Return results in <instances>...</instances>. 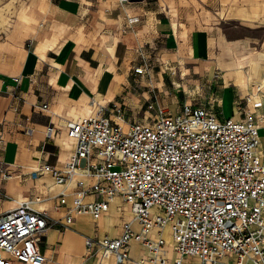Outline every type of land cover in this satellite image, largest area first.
<instances>
[{
	"label": "crops",
	"instance_id": "1",
	"mask_svg": "<svg viewBox=\"0 0 264 264\" xmlns=\"http://www.w3.org/2000/svg\"><path fill=\"white\" fill-rule=\"evenodd\" d=\"M0 1H3L0 132L4 140L0 147V215L14 210L24 201L33 202L35 210L47 213L51 226L41 245L47 264H116L113 257L101 260L100 255L91 256L86 240L120 236L124 223L133 218L122 199L116 198L99 221L89 215H75L73 224L63 229L53 222L64 220L68 212V206L60 205L64 188L57 186L49 175L32 179L29 174L40 164L62 168L75 149L67 136L68 122L92 117L100 108H105L106 114L114 120L118 112L123 113L126 124L157 120L161 109L172 114L163 101L153 100L150 92L138 90L150 87L138 79L149 77V70V75L135 74L139 66H148L149 45L157 48L159 44H166L163 52L170 47L177 60L182 57L185 61L203 62L219 58L223 70L218 79L225 84L221 87L226 89L234 81L236 87L245 90L241 101L252 98L247 110H232L235 99L228 90L224 99L213 92L217 83L214 84L216 71L212 67L207 82L210 99L185 102L177 106V114L185 104L206 105L220 120H240L253 105L251 111L264 116V85H247L244 75L245 69L253 65L254 76L259 78L256 62H236L232 78L228 73L235 69L225 68L224 56L217 58L216 53L209 54L211 43H217L222 33L221 23L239 24L264 32V0ZM139 58L141 63L132 73L131 61ZM257 58L264 61V37ZM256 98L258 100H254ZM223 101L225 108L221 111ZM257 101L262 102L263 107L256 110ZM143 106L147 108L146 113L139 117ZM49 127L58 131L51 139L46 135ZM260 138L259 155L264 160V123ZM4 173L12 174V178L3 180ZM74 189L75 185L67 193L72 195ZM94 199H101V196L91 195L87 201ZM116 201L117 208L113 206ZM111 209H116V219ZM108 216L114 223H110ZM105 220L109 226L105 225ZM167 239L171 258H174L173 245L170 238ZM130 257L137 261L149 258V253L133 242Z\"/></svg>",
	"mask_w": 264,
	"mask_h": 264
},
{
	"label": "built area",
	"instance_id": "2",
	"mask_svg": "<svg viewBox=\"0 0 264 264\" xmlns=\"http://www.w3.org/2000/svg\"><path fill=\"white\" fill-rule=\"evenodd\" d=\"M135 74L149 75L148 66H139ZM262 107L260 102L254 109ZM263 123L264 116L251 110L240 120H220L206 105L185 104L176 116L161 109L157 120L126 124L123 113L114 120L100 108L92 117L68 122L67 136L75 149L62 168L40 164L29 176L49 175L64 188L60 205L68 206V212L64 220L53 222L63 229L75 215L99 221L116 197L130 207L133 218L119 237L87 238L89 254L101 260L264 264ZM57 132L49 127L47 138ZM3 142L0 132V147ZM11 178L2 174L3 180ZM74 185L69 202L67 191ZM91 195L101 199L87 201ZM32 203L21 202L0 215V264L48 263L41 245L51 225L47 213ZM133 242L149 258L132 261Z\"/></svg>",
	"mask_w": 264,
	"mask_h": 264
},
{
	"label": "rangeland",
	"instance_id": "3",
	"mask_svg": "<svg viewBox=\"0 0 264 264\" xmlns=\"http://www.w3.org/2000/svg\"><path fill=\"white\" fill-rule=\"evenodd\" d=\"M3 1H0V22L3 18ZM222 33L217 37V43H211L209 54L216 53V56L223 55L226 61V69H235L230 70L228 74L232 78L235 77L236 73V62L242 60H252L256 62L258 77L254 76V71L252 69L253 65H250L245 69V78L246 83L252 85L262 84L264 85L262 79L264 78V61L259 60L258 52L262 51V40L264 37L263 31H254L246 26L239 24H227L221 23ZM220 40L222 42H220ZM150 46V45H149ZM147 50V61H148V70L150 71V76L145 77L144 79L138 78L140 81H144V84H149V89H138L140 92L147 91L150 92L153 100L156 98L160 101H163L165 106H168L172 111L174 116L177 115V106L185 102H193L195 99L199 100H209L211 95L207 90V82L211 73V68L214 67L216 71V78L214 79L215 89L213 88L214 94L224 99L225 93L228 92L233 95L235 99V105L232 110L245 109L247 110V100L241 101L240 98L244 96V91L234 85V81L230 84L231 86L223 89L221 86H225L223 80L218 79L221 76L223 68L219 64V58L216 61L210 60H200L190 61V60H181L175 59L172 54L174 51L170 50L169 47L167 52H163V48L166 49V44H159L156 47H149ZM208 62V63H207ZM139 60L133 59L131 61V72L133 73L134 68L140 65ZM185 63H187L186 66ZM215 63V64H214ZM183 66L185 68H183ZM187 69V70H186ZM137 79V77H135ZM262 81V82H261ZM179 83V84H178ZM252 83V84H251ZM253 84V85H254ZM141 85V84H140ZM180 85L178 88L177 86ZM187 86V88H186ZM156 96V97H155ZM239 103V105H237ZM225 104L223 101V106L220 107V110L223 111ZM250 109L253 111V105L250 106ZM146 106H143L139 111V117H143L146 113ZM227 112V111H226ZM124 211V209H123ZM125 215H122L121 218H124ZM134 254H138L137 250L134 251Z\"/></svg>",
	"mask_w": 264,
	"mask_h": 264
},
{
	"label": "bare ground",
	"instance_id": "4",
	"mask_svg": "<svg viewBox=\"0 0 264 264\" xmlns=\"http://www.w3.org/2000/svg\"><path fill=\"white\" fill-rule=\"evenodd\" d=\"M207 63H208V62H207ZM178 84H179V83H178ZM247 85H248V84H247ZM177 87L179 88L180 85H178ZM186 88H187V86H186ZM245 88H246V86H245ZM257 88H258V87H257ZM247 89H248V88H247ZM256 90H257V89H256ZM244 92H245V90H244ZM248 94H250V93H248ZM256 94H257V93H256ZM254 95H255V94H254ZM259 95H260V94H259ZM248 96H249V95H248ZM251 99H252V98H251ZM251 99L249 98L250 102H251ZM259 99H260V98H259ZM254 100H258V98L254 99ZM252 102H253V101H252ZM257 102H258V101H257ZM258 103H260V102H258ZM122 121H123V120H122ZM122 121H121V122H122ZM116 198H118V197H116ZM116 198H114L113 201H114V200H117ZM119 199H120V198H119ZM113 201H112V202H113ZM114 203H115V202H114ZM114 203H113V206H114L115 208H117V207H118L117 204L120 203V202H119V200H118V203H117V201H116L115 205H114ZM116 205H117V207H116ZM119 206H120V205H119ZM128 207H129V206H128ZM112 208H113V207H112ZM129 208H130V207H129ZM115 210H116V209H115ZM115 210H114V211H115ZM112 211H113V209H111L110 213H114V214H113V216H114L115 213H117V211H115V212H114V211L112 212ZM130 211H131V209H130ZM130 211H128V213H129ZM128 213H127V214H128ZM119 215H120V214H118V216H119ZM120 216H121V215H120ZM120 216H119V217H120ZM108 217H110V216H108ZM111 217H112V215H111ZM111 217H110V218H111ZM110 218H107V219H110ZM113 218L116 219L115 216H114ZM120 220H121V219H120ZM120 220H119V221L117 220V222H120ZM121 221H122V220H121ZM104 222H106V220H105ZM115 222H116V220H115ZM110 223H114V220H113L112 218L110 219ZM116 224H117V223H116ZM105 225H106V226H109V225H107V222H106Z\"/></svg>",
	"mask_w": 264,
	"mask_h": 264
},
{
	"label": "water",
	"instance_id": "5",
	"mask_svg": "<svg viewBox=\"0 0 264 264\" xmlns=\"http://www.w3.org/2000/svg\"><path fill=\"white\" fill-rule=\"evenodd\" d=\"M130 2H136V1H141V0H128Z\"/></svg>",
	"mask_w": 264,
	"mask_h": 264
}]
</instances>
